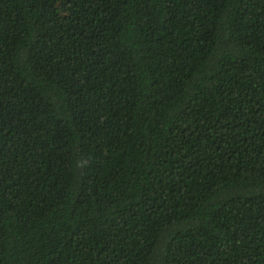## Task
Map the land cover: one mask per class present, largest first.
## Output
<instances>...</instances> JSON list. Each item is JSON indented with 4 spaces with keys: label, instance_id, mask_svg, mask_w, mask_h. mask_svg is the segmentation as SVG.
<instances>
[{
    "label": "trees",
    "instance_id": "trees-1",
    "mask_svg": "<svg viewBox=\"0 0 264 264\" xmlns=\"http://www.w3.org/2000/svg\"><path fill=\"white\" fill-rule=\"evenodd\" d=\"M0 264H264V0H0Z\"/></svg>",
    "mask_w": 264,
    "mask_h": 264
}]
</instances>
